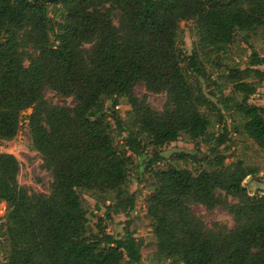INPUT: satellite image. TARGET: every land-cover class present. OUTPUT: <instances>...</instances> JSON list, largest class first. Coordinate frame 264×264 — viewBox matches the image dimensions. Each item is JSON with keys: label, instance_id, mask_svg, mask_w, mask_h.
<instances>
[{"label": "trees", "instance_id": "1", "mask_svg": "<svg viewBox=\"0 0 264 264\" xmlns=\"http://www.w3.org/2000/svg\"><path fill=\"white\" fill-rule=\"evenodd\" d=\"M181 20L193 21L190 54L181 45ZM262 26L264 0H0V139L11 140L21 114L31 109V147L52 175L48 193L30 192L18 181L17 158L0 152V202L7 208L0 234L8 247L2 264H144L146 245L171 264H264V191L250 194L243 184L253 168L240 160L224 163L230 130L223 124L219 133L208 131L203 109L214 103L188 76L203 75L201 55L221 52L236 31L248 39ZM259 66L264 56L250 47L247 66L228 68L230 94L218 101L264 150V107L249 101L264 81ZM140 82L147 92L165 93L161 110L134 93ZM46 88L72 97L75 106L47 102ZM103 95L113 107L119 97L131 107L127 120L112 115L125 132L121 149ZM181 134L212 141L210 156L200 159L209 167L193 173L174 161L153 168L162 158L154 152L146 164L154 178L146 212L131 216V155ZM83 191L109 195L106 218L128 216L121 235L107 233L101 222L96 230L89 226ZM199 204L225 208L234 227L206 226L191 211ZM145 225L151 230L144 244L137 231Z\"/></svg>", "mask_w": 264, "mask_h": 264}, {"label": "rangeland", "instance_id": "2", "mask_svg": "<svg viewBox=\"0 0 264 264\" xmlns=\"http://www.w3.org/2000/svg\"><path fill=\"white\" fill-rule=\"evenodd\" d=\"M51 8L52 5L49 6V9ZM114 22L116 23V21ZM179 27L183 50L190 54L196 41L193 21L181 20ZM244 35V32L236 31L234 40L221 52L215 53L208 50L202 54L200 65L202 66L203 75L196 76L190 71L191 73L188 72V76L202 88L206 98L214 103L203 109L210 123L208 131L219 133L223 124L230 130V139L226 143L227 149L224 150V163L230 164L240 160L245 165L253 168L255 173L248 175L244 179L243 184L250 194H261L264 191V150L260 149L245 135L241 129L239 118L224 109L218 101L221 94H230L231 85L226 79L228 68L237 65L241 68L247 66L250 47L255 49L259 55L264 56V26L258 28L255 33L250 34L248 39H244ZM259 68L264 70V66H259ZM134 93L138 97L146 95L147 103L156 111L161 110L165 102V93L147 92L141 82L134 86ZM43 94L45 100L51 104L75 106V101L72 97H61L48 88L44 90ZM249 101L256 105L262 104L264 107V81L259 84L257 92ZM101 104L106 110L107 120H109L111 125L113 142L116 148L121 149L125 132L119 133L112 118L115 116L121 120H127L131 107L125 97H119L117 105L113 107L111 98L107 95L101 97ZM30 112L31 109H27L21 114L19 130L11 140L0 139V152L13 154L19 161L18 181L21 185L27 187L30 192L48 193L52 175L50 171L44 168L41 155L31 147L27 124V116ZM211 145L212 141L208 137L191 139L186 134H181L177 140L166 143L161 147L148 146L142 156L131 155L127 188L130 192L135 193L136 204L130 215L142 216L146 212V198L152 191L154 184V178L146 164L151 160L154 152L159 153L162 158L153 165V168H167L174 161H177L183 167L193 173H197L199 170L209 167L206 161L200 159L210 156ZM223 147L221 146L220 149H223ZM178 155H183V159L179 158ZM191 156H196L198 161L193 160ZM81 193L89 217V226L96 230V224L101 222L107 233L115 236L121 235L124 226L123 222L128 216L119 213L112 214L111 219L106 218L104 210L105 205L111 202L109 195L100 191H83ZM228 201L235 202L236 199L228 197ZM6 210L5 202H0V217H3ZM191 211L196 216H199L208 227H212L214 223H219L227 228L234 227L232 215L221 206L207 209L200 204L192 205ZM150 230L151 227L145 225L137 231L139 238H145L144 244L148 242L146 235L150 233ZM7 251V242L0 234V264L5 262ZM155 252L153 245H146L143 249L142 262L144 264H171L169 259L160 258Z\"/></svg>", "mask_w": 264, "mask_h": 264}, {"label": "water", "instance_id": "3", "mask_svg": "<svg viewBox=\"0 0 264 264\" xmlns=\"http://www.w3.org/2000/svg\"><path fill=\"white\" fill-rule=\"evenodd\" d=\"M54 0H47L48 3H52Z\"/></svg>", "mask_w": 264, "mask_h": 264}, {"label": "crops", "instance_id": "4", "mask_svg": "<svg viewBox=\"0 0 264 264\" xmlns=\"http://www.w3.org/2000/svg\"><path fill=\"white\" fill-rule=\"evenodd\" d=\"M261 103V102H260ZM257 105H259V104H257ZM262 105V104H261ZM263 106V105H262Z\"/></svg>", "mask_w": 264, "mask_h": 264}]
</instances>
